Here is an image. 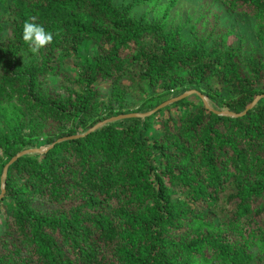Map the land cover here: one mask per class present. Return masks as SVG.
Wrapping results in <instances>:
<instances>
[{"label":"trees","instance_id":"trees-1","mask_svg":"<svg viewBox=\"0 0 264 264\" xmlns=\"http://www.w3.org/2000/svg\"><path fill=\"white\" fill-rule=\"evenodd\" d=\"M159 1L0 0V186L43 150L7 168L0 264H264V97L220 114L264 95V0H207L254 20L247 54L233 30L169 27L177 0L133 16ZM25 22L51 44L32 52ZM187 90L208 107L192 94L87 133Z\"/></svg>","mask_w":264,"mask_h":264},{"label":"rangeland","instance_id":"rangeland-1","mask_svg":"<svg viewBox=\"0 0 264 264\" xmlns=\"http://www.w3.org/2000/svg\"><path fill=\"white\" fill-rule=\"evenodd\" d=\"M130 0H114L117 5L127 3ZM169 0H160L158 7L152 9L148 6H140L134 8L133 16L139 17L143 12L149 11V17L154 16L160 5L168 3ZM206 22L207 29L215 30H233L234 32L228 36V43L235 44L241 48L245 54L252 51L251 48L257 47V43L253 38L252 18L240 17L237 14H230L222 7L211 4L207 0H177L175 5L169 10L168 26L171 28L181 27L184 34H189L192 24H196L197 29L201 30L200 22ZM50 85L58 87L59 79L52 78ZM108 85L102 84V91L108 92ZM127 108L136 109L138 103L131 102ZM2 225L0 224V230Z\"/></svg>","mask_w":264,"mask_h":264},{"label":"water","instance_id":"water-1","mask_svg":"<svg viewBox=\"0 0 264 264\" xmlns=\"http://www.w3.org/2000/svg\"><path fill=\"white\" fill-rule=\"evenodd\" d=\"M192 94H198L201 97V99L203 100L204 105L206 107H208V105L206 103V100H205V98H204L203 95L199 94L196 90H187V91L183 92L182 94H180L179 96H177L175 98H172L170 100H167V101L161 103L155 109H153V110H151L149 112L142 113V114H139V113L125 114V115H120V116H116V117H111L109 119H106L104 121H101V122L97 123L94 127H92L91 129H89V131L87 133L92 132L93 130H95L97 127L103 125L104 123L109 122V121H112V120H115V119L127 118V117H133V116H135V117H145V116H148V115L152 114L153 112H155L156 110H158V109H160V108H162V107H164V106H166V105H168V104H170L172 102L181 100V99H183V98H185V97H187L189 95H192ZM262 97H264V95H258V96H256L253 99V101L247 106L246 110L244 112H242V113H234V112H229V111H223V112H220V114H222V113L223 114H230V115H233V116L243 115L247 110L251 109L260 100V98H262ZM67 138L68 137L60 138V139L57 140V142H61L62 140L67 139ZM53 144L50 145V147H52ZM42 151L43 150L36 149V148L25 149V150H22L21 152L17 153L14 157H12L10 159V161L4 166L3 171H2V175H1V186H0V188H1L0 199L2 198V196H3L4 192H5L4 179L6 177V171H7L8 166L12 162H14L16 159H18L19 157H21V156H23L25 154L32 153V152H42Z\"/></svg>","mask_w":264,"mask_h":264},{"label":"clouds","instance_id":"clouds-1","mask_svg":"<svg viewBox=\"0 0 264 264\" xmlns=\"http://www.w3.org/2000/svg\"><path fill=\"white\" fill-rule=\"evenodd\" d=\"M22 40L31 48L32 52H38L41 48L51 44L53 34L46 31L40 24L25 22L22 26Z\"/></svg>","mask_w":264,"mask_h":264}]
</instances>
